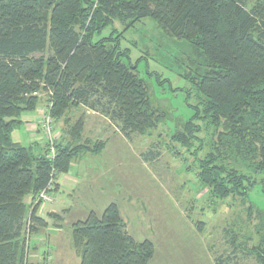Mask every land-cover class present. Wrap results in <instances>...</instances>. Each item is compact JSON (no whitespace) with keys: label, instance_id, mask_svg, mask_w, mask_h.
Wrapping results in <instances>:
<instances>
[{"label":"trees","instance_id":"obj_1","mask_svg":"<svg viewBox=\"0 0 264 264\" xmlns=\"http://www.w3.org/2000/svg\"><path fill=\"white\" fill-rule=\"evenodd\" d=\"M147 17L205 56L208 68L195 82L200 99L191 119L212 126L236 160L264 174V0H0V264H22L25 198L34 200L51 166L64 172L81 152L95 151L78 140L58 141L51 161L45 143L36 152L13 140L21 113L39 102L34 91L50 94L55 122L79 105L102 113L123 137L144 134L158 122L148 86L120 44L124 31ZM115 22L121 31L96 38ZM82 126L72 125V137L79 138ZM216 160L213 152L199 159L200 182L216 197L246 194L250 173L225 172ZM29 219L46 225L34 211ZM257 229L261 240L246 253L264 264V221ZM71 242L81 249L79 264H148L153 256L149 240L135 242L127 233L115 203L74 222ZM228 246L214 264H243L244 250L234 239Z\"/></svg>","mask_w":264,"mask_h":264},{"label":"rangeland","instance_id":"obj_2","mask_svg":"<svg viewBox=\"0 0 264 264\" xmlns=\"http://www.w3.org/2000/svg\"><path fill=\"white\" fill-rule=\"evenodd\" d=\"M113 28L121 31L123 26L115 22L96 38L107 36ZM120 44L128 50L129 60L137 65L138 76L148 86L150 106L156 109L152 118L158 122L144 134L123 137L111 121L113 127L108 122L101 127L98 120L104 115L98 111L92 117L80 105L65 111L63 120H58L64 133L59 131L56 143L73 145L78 140L77 143L94 146L93 153L97 152L89 154L88 148L74 157L66 171L57 173L69 174L71 163L76 160L75 177H65L74 180L64 183L54 176V182H50L47 192L53 200L44 206H58L63 200V207L72 209L59 233L55 228L47 229L40 220L30 221L32 211L42 219L46 210H40L41 204L34 200L29 204V198H25L28 208L20 236L24 246L22 264H79L81 249L72 245L71 224L84 220L90 212L101 215L110 203L116 204L126 231L135 242H151L153 256L148 264H214V256L229 251L231 239L244 250L239 253L240 262L256 264L246 252H251L263 233L257 228L264 221V174L255 175L244 162L236 160L225 139L219 138L212 126L208 128L198 118L191 119L200 99L195 82L208 68L204 54L189 41L166 33L149 17L125 30ZM32 94L39 97L34 111L47 105L49 93L38 90ZM32 112H22L20 118ZM77 121H82L83 126L75 139L69 130ZM26 127L21 119L10 133L13 140L25 146L30 144ZM106 139L108 148L100 152ZM209 152H213L225 172L235 168L250 173L253 185L246 194L216 197L200 182L199 159ZM64 184H73L70 195L61 189ZM45 187L47 182L39 191ZM72 192L75 193L71 195ZM51 221V225H57L55 219ZM53 232L57 235L51 238Z\"/></svg>","mask_w":264,"mask_h":264},{"label":"crops","instance_id":"obj_3","mask_svg":"<svg viewBox=\"0 0 264 264\" xmlns=\"http://www.w3.org/2000/svg\"><path fill=\"white\" fill-rule=\"evenodd\" d=\"M85 113L88 115V117H92L93 114H97L98 112L97 111H93V110H89V109H85ZM92 113V114H91ZM39 116V113L38 111H33L32 113H29V114H25L21 119L23 121L26 122L27 124V127H26V130H27V133H28V137H29V141H30V144H32L34 150L36 152H39L41 150V147L42 145H44L43 143V138L41 136V132L39 130V127L37 125V118ZM63 120V119H61ZM59 120V121H61ZM57 121L55 123V126H56V131L58 133H60L59 131H61V133L63 132L64 133V129H63V126H62V122H59ZM101 123V127L104 128V125L107 126V122L110 123V121L103 116L102 120H98ZM106 123H105V122ZM88 126L90 125V122L89 121H86L85 122ZM105 123V124H104ZM110 125H112L110 123ZM94 129L96 128L95 126H92ZM113 127V125H112ZM84 128H85V125H84ZM112 129L109 130V132L111 131ZM93 131V130H92ZM112 132V131H111ZM105 135V134H104ZM17 142V141H16ZM36 142V143H35ZM108 142L109 140H105V143H104V146L102 147V149L100 150V152H104L105 150H107L108 148ZM29 145H26V146H29ZM25 146V145H23ZM89 154H96V153H93V152H89ZM83 155V154H81ZM75 165H76V160L73 161V163H71V167L69 169V174H66V175H58L57 178L60 180V182H63L65 183V180H74V179H65V177L67 176H74V168H75ZM75 177V176H74ZM77 178V177H76ZM73 184L75 187V192L77 191V184H78V178H77V181L74 183L73 181ZM73 184H70L71 187H68L67 185H63L61 186V189L63 190V192H69L67 194L70 195V189H72V185ZM73 186V187H74ZM63 192L61 194H63ZM75 192H72V194H74ZM49 205V204H48ZM48 205L46 206H43V207H40L41 209L40 210H46L44 212V216L41 215L42 219H44V221H46V228L49 229L50 227H52L53 229L55 228L56 229V232L59 233V231H62V224L65 222V218H68L70 217V215L72 214L70 211H72V209L68 208V207H63L65 206V203L64 201L62 200L58 206H51V207H48ZM60 208V209H59ZM75 211V210H74ZM55 219V221H57V225L56 224H52L51 225V220ZM78 220V219H76ZM72 226V224H71ZM56 232L52 233V236L51 238H54L56 237ZM53 251L55 253V248L53 246ZM59 253H63V250L61 249H58Z\"/></svg>","mask_w":264,"mask_h":264},{"label":"built area","instance_id":"obj_4","mask_svg":"<svg viewBox=\"0 0 264 264\" xmlns=\"http://www.w3.org/2000/svg\"><path fill=\"white\" fill-rule=\"evenodd\" d=\"M51 106H52L51 102H47V105L45 107L40 106L38 110L39 116L37 118L38 119L37 125L39 127L41 136L44 139L46 145V151H47L46 156L49 160L53 161L55 159L57 152L56 140H57V135L59 133L56 131L55 121L51 113ZM50 170H51L50 171L51 177H49L47 181V187L39 191L34 198V201L37 205L40 206L41 204L40 207H43L45 204H47L48 202H52L53 200V196H51V193H48L47 190H49L51 187L52 183L50 182H54V176L57 177L58 174L54 166H51Z\"/></svg>","mask_w":264,"mask_h":264}]
</instances>
